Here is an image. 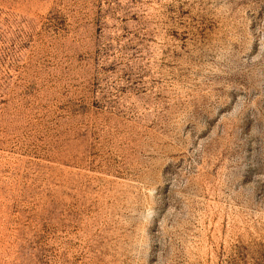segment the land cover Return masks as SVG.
Returning <instances> with one entry per match:
<instances>
[{
    "label": "rangeland",
    "instance_id": "374dc122",
    "mask_svg": "<svg viewBox=\"0 0 264 264\" xmlns=\"http://www.w3.org/2000/svg\"><path fill=\"white\" fill-rule=\"evenodd\" d=\"M0 264H264V0H0Z\"/></svg>",
    "mask_w": 264,
    "mask_h": 264
}]
</instances>
